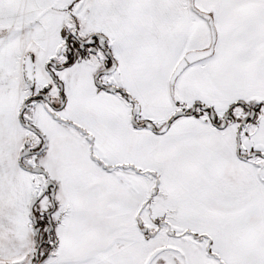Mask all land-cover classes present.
Here are the masks:
<instances>
[{"label": "snow or ice", "instance_id": "6c2138e0", "mask_svg": "<svg viewBox=\"0 0 264 264\" xmlns=\"http://www.w3.org/2000/svg\"><path fill=\"white\" fill-rule=\"evenodd\" d=\"M0 264H264V0H0Z\"/></svg>", "mask_w": 264, "mask_h": 264}]
</instances>
